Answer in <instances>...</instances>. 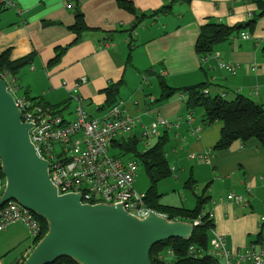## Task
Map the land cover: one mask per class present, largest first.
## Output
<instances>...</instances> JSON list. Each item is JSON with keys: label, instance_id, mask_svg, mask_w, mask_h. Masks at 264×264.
Segmentation results:
<instances>
[{"label": "crops", "instance_id": "1", "mask_svg": "<svg viewBox=\"0 0 264 264\" xmlns=\"http://www.w3.org/2000/svg\"><path fill=\"white\" fill-rule=\"evenodd\" d=\"M120 1L12 0V6L0 5V54L8 51L12 60L31 58L18 78L9 75L11 81L17 84L21 78V96L60 105L71 117L79 99L89 114L102 116L105 90L117 84L123 112L137 118L126 138L143 141V127L157 117L171 123L160 127L156 138L167 137L172 174L179 182L185 179L193 199L187 195L180 204L162 202L165 193L158 190L160 204L194 209L197 196L203 195L208 197L204 211L212 214L214 225L211 242L219 234L230 251L264 244V147L253 138L215 150L224 124L205 125L204 109H189L187 92L180 90L209 82L211 94L212 89L229 98L242 94L264 106V15L250 0H125L134 12ZM78 12L86 27L81 33L75 29ZM209 21L245 28L202 61L196 43ZM222 61L241 67L228 73L220 67ZM83 77L86 82L75 87ZM163 84L178 91L164 99ZM232 193L243 195L245 202L229 200ZM15 227L3 232L17 240Z\"/></svg>", "mask_w": 264, "mask_h": 264}, {"label": "built area", "instance_id": "2", "mask_svg": "<svg viewBox=\"0 0 264 264\" xmlns=\"http://www.w3.org/2000/svg\"><path fill=\"white\" fill-rule=\"evenodd\" d=\"M0 4L12 6L13 2L0 0ZM244 37L249 38L250 35L245 33ZM201 60H207V56H201ZM220 67L234 74L241 65L222 61ZM0 77L7 82L9 91L15 96L22 120L33 124L31 140L37 154L49 161V175L60 194L80 193L83 203L122 204L124 209L138 216H145L149 212L159 213L148 204L147 193L134 188L139 161L119 156L114 151L115 141L132 133L137 123L136 117L123 112L121 103L107 109L102 116L95 117L88 113L82 99H79L74 117L67 119L62 112L50 106L26 96H18L17 86L8 73ZM85 82L86 78L83 77L75 83V87ZM169 126L171 123L167 119L157 117L143 127L141 138L150 146L152 139L160 135V127ZM5 185L0 162V197ZM228 199L237 204L245 202L243 195L233 193L228 195ZM14 223H23L28 227L33 244L44 235L40 218L12 199L0 206V232ZM195 223L198 224L199 220ZM30 250L31 247L28 252ZM190 250L196 256L193 246ZM208 254L220 259L222 264H264V244L253 243L243 251H230L219 234H214ZM198 255L202 256V253ZM22 261L20 258L13 264H21ZM0 264H4L1 258Z\"/></svg>", "mask_w": 264, "mask_h": 264}, {"label": "water", "instance_id": "3", "mask_svg": "<svg viewBox=\"0 0 264 264\" xmlns=\"http://www.w3.org/2000/svg\"><path fill=\"white\" fill-rule=\"evenodd\" d=\"M33 124L0 77V162L6 185L0 206L9 200L47 223L22 264H51L67 257L78 264H153L152 247L170 238L189 240L197 223L149 212L138 216L122 204L83 203L80 193L60 194L30 137Z\"/></svg>", "mask_w": 264, "mask_h": 264}, {"label": "trees", "instance_id": "4", "mask_svg": "<svg viewBox=\"0 0 264 264\" xmlns=\"http://www.w3.org/2000/svg\"><path fill=\"white\" fill-rule=\"evenodd\" d=\"M187 1V0H186ZM254 2L260 12L264 15V0H250ZM2 6V4H0ZM120 5L134 12V7L125 0L120 1ZM253 22V21H252ZM255 22V21H254ZM253 22V23H254ZM250 24V25H253ZM85 23L80 12L77 13V23L75 29L78 33L85 30ZM245 28L243 24L236 26H228L220 22L209 21L202 26L200 36L196 43V50L201 56H207L212 53L215 46L225 42L235 36L236 32H240ZM60 54V53H58ZM30 57H24L18 60H12L9 52L5 51L0 54V75L8 73L11 78H18L20 69L28 65ZM211 83L203 82L195 86L186 87L180 90L187 92V107L194 109L202 107L205 111L203 122L210 125L216 121L224 124L222 136L215 150L225 149L237 140L247 142L250 139H257L264 147V106L251 98L238 94L235 97H224L222 94H211L209 88ZM163 98L168 99L178 91L165 84L162 85ZM207 90V93L205 92ZM107 102L102 106L103 110H107L118 103L119 86L111 85L105 90ZM38 101L52 109L61 112L62 106L49 105ZM123 136L114 143V151L122 157L136 158L139 164L145 166L146 172L150 178V187L147 193V202L159 213L164 214L170 219H180L190 222L199 220L195 225L193 234L189 240L180 238H170L155 244L150 252V258L153 264H222L217 257L208 254L211 248V233L214 229L213 220L210 213L204 211L205 202L208 197L203 195L197 196V205L194 209L184 207L165 206L160 204V194L158 191V183L172 175L171 168L166 158L165 148L168 142L166 136L159 137L157 142L145 151L139 149L138 145L141 141L139 137L131 136L126 138ZM119 148V151L115 149ZM187 186L193 189L190 182ZM43 225V232L47 229V223L40 218ZM191 246L194 247V255L191 253ZM201 252L202 256L198 253ZM51 264H78L70 258L63 257Z\"/></svg>", "mask_w": 264, "mask_h": 264}, {"label": "rangeland", "instance_id": "5", "mask_svg": "<svg viewBox=\"0 0 264 264\" xmlns=\"http://www.w3.org/2000/svg\"><path fill=\"white\" fill-rule=\"evenodd\" d=\"M16 86H18L17 95H24V83L22 82L21 78L18 79ZM214 92V90L212 89ZM212 92V94H214ZM72 115L67 114L66 118L71 119ZM157 138H153L151 141V145L155 144ZM145 141L139 142V149L143 150L144 147H149L147 144L145 146ZM119 151V148L115 149ZM174 174H172L169 178L163 179L158 183V190L165 193L162 202L166 203H173V204H180L182 198L188 195V199L190 201L193 199L192 190H188V188H184L185 179L179 182L174 178ZM150 187V178L146 172L145 166L140 164L137 169V175L135 177L134 188L138 192H147ZM13 226H16V230H18L19 235L17 240L15 238H11L5 234V232H0V257L3 260L4 264H13L15 263L20 257L23 256L26 249L31 247V250L35 247L33 244V238L31 237L30 231L26 225L23 223H14ZM17 259V260H16ZM22 264V263H21Z\"/></svg>", "mask_w": 264, "mask_h": 264}]
</instances>
